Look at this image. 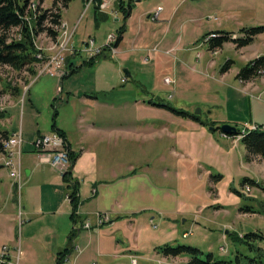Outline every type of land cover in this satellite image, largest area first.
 Here are the masks:
<instances>
[{
	"label": "rangeland",
	"instance_id": "1",
	"mask_svg": "<svg viewBox=\"0 0 264 264\" xmlns=\"http://www.w3.org/2000/svg\"><path fill=\"white\" fill-rule=\"evenodd\" d=\"M34 1L42 9H49L54 0ZM147 1L140 0L139 3L146 5ZM205 1L202 5L188 3L194 7L195 17L204 22L216 24L220 19L222 22L228 19L231 21L226 25L236 31L242 27L264 26V0H222L217 4L207 1V5L203 6ZM108 13L109 20L102 22L98 28L93 25V6L73 0L63 12V19L69 26L66 29L61 26L57 40L51 39L47 33L37 37V57L43 56L49 60L57 58L60 49L70 40L78 48L83 47L81 57L74 58L77 67L83 66L62 82L59 77L49 74L48 61L41 60L36 77L25 69L16 71L0 65V132L17 131L14 134H18L23 130L25 139L22 147H25L26 140L29 142L31 137L37 136L38 131L52 130L55 125L78 135L79 123L97 128H112L120 123L125 129L127 152H130L132 143L137 146L141 144L144 168L138 172L159 178L158 184L168 185L175 190L173 201L154 197L148 200L149 204L173 210L185 209L187 213L177 222L178 233L173 239L164 234L167 223L163 220L170 222L176 214L167 216L168 220L158 213H152L143 221L144 237L154 239L158 236L161 245L169 243L172 247L198 248L204 252V258L212 254L216 259L229 260L238 251L246 252V248L239 246L235 238L251 232L264 234V207L251 200L248 195L252 191L251 185L243 186V173L246 170L243 168L241 171L236 167L240 160L246 161V147L243 143H234L221 130L211 129L228 124L242 130L252 126L256 114H261L264 119V109L259 110L264 106V83L260 81V90L254 91L237 79L235 72L245 65V61L235 48L211 56L207 43L200 50L182 52L156 45L158 39L151 38V35L157 26L150 19L146 20L144 26L141 23L146 31L151 32L150 37L133 43V35H128L123 54H118V49L117 54L109 51L106 57L102 56L93 65H84L89 56L84 52L81 41L96 38V46H99L109 34L116 35L122 25L120 12L109 10ZM209 17L218 19L208 20ZM72 32L73 40H68ZM14 34H17L16 31ZM256 38L257 41L250 48H261L264 53L261 45L264 32ZM203 52H206L205 56H201ZM214 58L218 65L205 69V63ZM227 60L233 61V71L222 74L221 68ZM256 104H259V109ZM167 108L195 116L207 128V137L193 132L186 137L188 147L197 144L199 149L183 152L188 157L198 159L199 164L189 161L183 167L186 170L181 172L183 176L178 179L175 174L173 181L160 177L162 169L169 163L159 160H167L169 147L175 144L169 132L173 131L178 120L165 115ZM14 134L4 144L11 146ZM211 140L221 149L212 147ZM9 146L5 147L6 153L0 155V165L4 158L9 157ZM225 160H228V169L223 166ZM231 161L233 167H230ZM6 170L9 172V168ZM22 186L23 183L14 192L13 203L18 214L22 211ZM237 191L243 195H238ZM247 209L261 212L251 215L246 212ZM184 232L191 235L183 237ZM20 235L18 230L19 238ZM221 247L225 250H221ZM16 257L20 259L19 247L16 248ZM137 261L138 264H185L182 257L167 259L162 253L152 258H138ZM129 264H136V260Z\"/></svg>",
	"mask_w": 264,
	"mask_h": 264
},
{
	"label": "crops",
	"instance_id": "2",
	"mask_svg": "<svg viewBox=\"0 0 264 264\" xmlns=\"http://www.w3.org/2000/svg\"><path fill=\"white\" fill-rule=\"evenodd\" d=\"M81 1L83 4L86 3L84 0ZM104 1L108 3V7L102 8L101 4L100 8L108 18L101 21L97 26L94 14L93 25L98 28L102 22L109 20V10L115 13L119 12L117 0H102V3ZM123 1L126 5L132 2L133 6L126 22H124L122 15V25L116 31L117 42L119 30L125 24V32L117 46L118 54L125 52L124 46L128 35H133V43L150 37L151 32L146 31L141 23L144 26L146 20L150 19V14L160 6L163 7V11L160 19L156 21L157 29L152 33L151 38L157 37L156 45L171 48V50L179 52L200 50L204 48L206 43L210 46L211 41H206V38L215 32L230 34L232 37L237 36V39H240L244 36L241 30L247 28L242 27L238 31L231 30L226 25L231 21L228 19L225 22L220 19V21H216V24L198 19L195 17L194 7L190 4L199 5L203 0H198V2H194V0H148L146 5L139 3L140 0ZM207 1L217 4L222 0ZM207 1L203 3V6L207 5ZM86 5L91 6L90 3ZM117 21L119 20L117 19ZM63 22L69 26V23L64 19ZM235 23L240 24L239 22ZM107 39L101 42L99 46L104 45ZM85 41V39L81 41L83 46ZM94 41L96 43V38ZM256 41L257 38L255 37L252 43L243 47H239L233 41H228L220 48L211 49L209 47L208 53L215 56L235 48L237 53H241L246 65L252 59L264 56L261 48H250ZM73 44L76 54L70 56L64 68L57 74H50L59 77L61 82L69 76L71 69L77 68L74 58L81 57L80 53H82L83 47L78 48L75 43ZM261 45L264 48V42H261ZM205 55L206 52L201 53V56ZM217 65L215 58L209 59L204 68L209 69ZM232 65L233 61L227 60L221 68V73L228 74L233 71ZM224 67L227 69L224 70ZM241 69L235 72L237 79H239L238 74ZM239 81L248 89L259 91L258 83L260 81L264 83V78L259 76L245 81L239 79ZM256 107L259 109V104H256ZM263 109L264 106H261L259 110L262 111ZM164 113L167 117L178 119L173 131L169 132V135L175 140V144L169 147L167 160L165 158L159 160L169 163L167 167L162 169L160 177L166 181H173L172 177L175 178V174H177L178 179L183 176L181 172L186 171L183 167L189 161L199 164L198 159L188 157L183 152L184 150L188 152L190 149H199L197 144L188 147L186 137L191 132L207 137V128L194 116L185 112L167 108ZM261 116V114L260 116L256 114L253 124L264 128V119ZM57 129L65 135L71 153L77 156L72 169V178L78 182L77 187L81 203L75 218L72 215L73 206L71 202L66 200L68 188L63 176L48 163L41 162L40 155L33 145L38 136ZM78 129L79 132L76 135L72 131L55 125L52 130H44L42 133L38 131L37 136L31 137L29 142L26 140L20 157L21 168L23 169V186L20 198L22 211L19 214L13 203L16 189L15 181L10 177L6 168L0 169V251L3 246H9V260H14L16 248L19 247L20 264H58V254L68 248L70 236L75 233L74 249L76 251L73 250L63 264H129L134 260L138 264V258L156 257L162 253L159 251L160 247L170 244L161 245L158 236L153 237L154 239H151L152 237L145 238L143 221L154 212L168 220L167 216H172L175 213L174 219H170V222L163 220L167 223L164 234L173 239L178 233L177 222L184 218L187 213L185 209L173 210L152 206L148 200L156 197L173 201L176 195L175 190L168 185L158 184L159 178H151L148 174L138 172L139 169L143 170L144 168L141 161V144L137 146L136 143H132L128 153V144L124 135L125 129L120 123L112 128H97L89 124L79 123ZM16 132L12 131L9 134L12 135ZM19 132L25 139L23 130ZM231 139L236 144L242 143L239 137L236 138L239 140ZM210 144L212 147L221 149V146L212 140ZM11 146H13L12 140ZM246 151V161L240 160L236 163V167L238 166L241 171L243 168L246 170V172L243 171L245 172L243 179L247 178L258 184V186L251 185L252 191L248 195L251 196V200L258 204L261 203L264 207V159L250 155L247 149ZM128 155L130 156L129 159ZM223 166L228 169V160L224 161ZM233 166L231 161L230 167ZM100 212L110 213L112 222L98 228L96 226L97 213ZM248 214L255 215L250 212ZM86 220L90 221L93 229L88 230L82 227ZM152 220L154 217L151 218L153 223ZM186 221L185 219L184 222ZM18 230H20V238L18 237ZM165 258L168 259L167 256ZM182 259L186 264L188 258L182 257Z\"/></svg>",
	"mask_w": 264,
	"mask_h": 264
},
{
	"label": "trees",
	"instance_id": "3",
	"mask_svg": "<svg viewBox=\"0 0 264 264\" xmlns=\"http://www.w3.org/2000/svg\"><path fill=\"white\" fill-rule=\"evenodd\" d=\"M72 1L73 0H54L51 8L42 9L34 0H0V65L9 66L16 71L25 69L31 76L36 77L39 72L37 67L41 64V60L37 57L39 50L37 49L36 39L42 33H47L51 39L57 40L63 24V12L69 7ZM84 1L86 2L85 4L90 3V5L93 6L97 26L101 21L108 18V16L101 11L100 6L102 0ZM33 4L36 5L35 9L32 7ZM117 4L119 12L123 15L124 22H126L133 6L132 2L126 5L123 0H117ZM125 28V24L120 28L118 40L114 45L115 47H117L122 40ZM15 31L17 34H14ZM241 32L244 33V36L236 40L232 39L230 34L215 32L217 36L210 39L211 49L220 48L228 41L235 42L239 47L247 46L254 41L257 35L264 32V26L243 28ZM106 52H109V50L105 49L101 55L89 59L84 65H93L98 59L102 58V56L106 57ZM70 56L66 58V62L69 61ZM81 66L71 69L70 74L80 70ZM226 69L227 67H224V70ZM260 70H264V56L249 61V63L240 70L238 78L245 81L259 77L258 72ZM183 115L186 114L184 113ZM195 119L197 118L195 117ZM53 128H55V126H53ZM214 130H220V127ZM54 131L65 137L58 129ZM245 132L244 134L242 133L244 137H242L241 142L249 151L250 155L259 156L264 159V130L254 129L250 132H248V130ZM240 134L241 131L238 130V133L231 137H236ZM9 137L10 134L8 131L3 130L0 132V155L6 153L4 142L9 140ZM76 158L77 156L74 153H70L71 167L63 177L68 188L67 193L70 194L72 199L73 218H75L81 203L77 187L78 182L72 178V169ZM2 167L4 166L0 165V169ZM247 183L252 186H258L255 181L245 178L243 186ZM238 195L241 196L243 194L242 192H238ZM246 212L260 213L261 211L247 209ZM75 239L76 234L72 233L68 248L58 254V264H63L74 250ZM235 241L239 246L245 247L246 252L238 251L234 258L229 260L216 259L212 254H207L204 258V252L194 247H172L171 245H165L160 247L159 251L167 257H187L189 260L186 264H264L263 233L251 232L243 235V237L237 236Z\"/></svg>",
	"mask_w": 264,
	"mask_h": 264
},
{
	"label": "built area",
	"instance_id": "4",
	"mask_svg": "<svg viewBox=\"0 0 264 264\" xmlns=\"http://www.w3.org/2000/svg\"><path fill=\"white\" fill-rule=\"evenodd\" d=\"M32 7L35 9L36 5L33 4ZM108 3L104 1L102 3V8H107ZM163 11V7H158L153 13L150 14V19L152 21H158L160 19L161 13ZM209 19L217 20L216 17H210ZM67 24L64 25V29H66ZM67 32V31H64ZM73 32L71 33L68 40L73 37ZM215 33L211 34L206 38V41L216 37ZM237 38V36H233ZM117 36L115 34H110L107 42L102 46H96L94 39L89 38L84 45V52L88 54L89 59L95 58L101 55L105 49H108L112 54H117V48L114 46L116 43ZM73 40V38H72ZM71 41V40H70ZM66 42L65 45L60 49L58 57L52 58L49 60L48 58H44L43 56H38V59L43 61H50V70L49 74L55 75L58 73L64 66L66 62V57L69 55H73L76 53V49L74 46V42ZM66 52V53H65ZM69 55H66V54ZM66 55V56H65ZM40 75V74H39ZM258 76L264 78V70H260L258 72ZM251 129H258V126L254 125ZM247 131V129L243 130ZM22 144L23 137L21 133L13 135V146H9V157L4 158V165L9 166V174L10 177L15 181L17 189L21 188L23 183V170L21 168L20 157L22 153ZM33 145L37 152L40 155V160L48 163L56 172L64 176L71 167L70 161V148L68 146V142L66 137L61 135L58 132H50L47 134H43L38 136ZM249 190V187H248ZM66 200L71 202V196L69 193L66 194ZM112 222L111 214L108 212H100L97 213V227L100 228L104 225L110 224ZM83 228L91 230L93 229L92 224L89 220H86L83 223ZM191 235L189 232H185L183 237H188ZM221 250H224L221 247ZM9 247L4 246L0 252V263L2 264H19V257H16L14 260H9Z\"/></svg>",
	"mask_w": 264,
	"mask_h": 264
},
{
	"label": "water",
	"instance_id": "5",
	"mask_svg": "<svg viewBox=\"0 0 264 264\" xmlns=\"http://www.w3.org/2000/svg\"><path fill=\"white\" fill-rule=\"evenodd\" d=\"M198 112H200V110ZM220 130L228 136L236 135L238 133V129L236 127L228 124L221 125Z\"/></svg>",
	"mask_w": 264,
	"mask_h": 264
},
{
	"label": "bare ground",
	"instance_id": "6",
	"mask_svg": "<svg viewBox=\"0 0 264 264\" xmlns=\"http://www.w3.org/2000/svg\"><path fill=\"white\" fill-rule=\"evenodd\" d=\"M62 28H64V25H62ZM47 67H50V61L47 62L46 64ZM254 130V129H252ZM243 134L246 133L245 131L242 132ZM244 136V135H241V137ZM12 137V136H11ZM10 137V138H11ZM9 142V141H8ZM9 146V143H5V147L7 148ZM7 168H9V166H6Z\"/></svg>",
	"mask_w": 264,
	"mask_h": 264
}]
</instances>
